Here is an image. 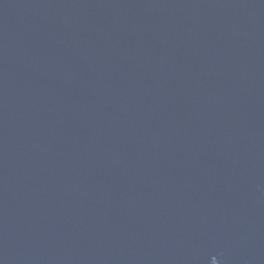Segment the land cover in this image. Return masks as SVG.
<instances>
[{"label": "water", "instance_id": "obj_1", "mask_svg": "<svg viewBox=\"0 0 264 264\" xmlns=\"http://www.w3.org/2000/svg\"><path fill=\"white\" fill-rule=\"evenodd\" d=\"M0 264H264V0H0Z\"/></svg>", "mask_w": 264, "mask_h": 264}]
</instances>
